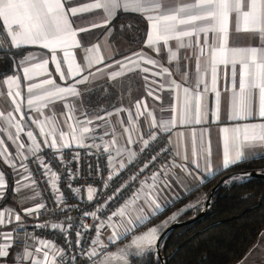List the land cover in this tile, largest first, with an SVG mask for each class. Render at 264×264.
<instances>
[{"label":"crops","instance_id":"0c3cea01","mask_svg":"<svg viewBox=\"0 0 264 264\" xmlns=\"http://www.w3.org/2000/svg\"><path fill=\"white\" fill-rule=\"evenodd\" d=\"M94 2L95 0H69V3L65 4V8L66 10L69 6L82 8ZM195 2L196 0H163V4L166 7H181ZM150 14L156 15L157 13L152 12ZM106 15L102 9H93L78 13L76 16H69L73 29L77 31L76 38L79 42L78 47L67 49L75 58L74 66L86 64L87 57L93 53L85 50L96 47H98L97 54L103 57V62L81 73V76L86 77L87 81L76 84L80 93L78 97H68L66 101H56L54 104L49 105L48 108L42 109L44 116H40L35 109L30 111L27 107L26 85L28 83L39 84L43 80L50 78L57 85L66 86L73 83V79H60V75L55 69V62L52 60L53 53L50 49H43L39 45H24L17 50L11 45L13 52H0V112L4 113L5 117L11 114L13 121L20 122L23 127V131L17 134L16 129L7 124L6 119H0V140L3 141V144H0V151L6 149L10 154L7 159L0 157V172L4 174L6 181V188L3 190L4 195L0 198V212H4L6 218L9 216L11 218V222H7L6 219L5 224L0 225V233H11L14 237L13 246L9 249V256L0 259V264H20L18 260L14 261V257L18 253H21L24 249L34 250L42 247L38 243L42 239H33L25 247H20L17 244L16 229L40 220L49 222L48 215L45 213L43 196L40 192L31 189L32 180L28 161L39 156L46 147L55 150L66 148L60 147L62 143L59 137L60 131H63L65 136L68 137L69 146L67 147L91 150L106 149L112 139L118 141L114 147H122L126 144L129 134H131L136 142L128 144L127 147L136 151L137 157L140 154L139 149L142 147L140 136L151 141L147 135L149 132L156 137L159 134L166 133L176 153L175 158L159 172L161 173V181L170 182V187L160 193V200H167L168 203L164 205L162 211L155 214L150 223L136 228V231L139 232L153 226H161L163 232L185 211L204 208L203 206H205L209 194L202 187L212 178L235 166L232 165L225 169L222 164L225 137L231 138L234 135L231 129L245 123L264 122L260 118H253L248 121H234L229 118L231 111L230 98L233 90L231 65H228L227 68L224 65L218 66L216 88L220 92L221 99L219 119L216 118L215 93L211 90V70L208 68L207 71H204L207 68L211 50L206 48L204 54L200 55L199 48L195 44V37L192 38L193 46L191 48H179L178 41L175 39L170 40L167 45L161 41L154 46H149L147 37L151 32V21L147 19L148 13H137L120 9L114 14V18L105 23L104 18ZM93 24L102 26L92 27ZM81 28H85L86 31H79ZM1 30L5 31L2 21H0ZM212 35L211 33L208 34L209 43L212 42ZM8 39L10 40L9 37ZM204 39L205 37L202 33L200 36L201 43H203ZM185 43H187V38H185ZM228 44L229 47L261 48L264 47V40L253 33L237 32L235 14H233L230 20ZM157 48L159 51L156 50ZM63 52L64 49L58 48L55 55L57 60L61 62V70L67 74L68 62L63 59ZM173 52L177 54L176 58H173ZM26 55L35 57L33 61L29 62L30 64L42 63L44 59L49 61L47 72L43 73L37 70L39 74H34L33 80L30 82L24 79L22 66L18 68L17 65V62ZM141 56L144 58L142 59ZM128 57L131 60L126 59ZM198 58L200 69L204 71V82L197 87L195 81L198 75L196 67ZM146 59L155 60L157 63H146ZM134 61H139L138 65L133 63ZM162 68H168L170 75L167 73L156 75V73L162 72ZM144 69H148V71H144ZM113 72H121L122 75L113 79ZM241 73L242 66L237 64L235 78L237 91L239 90ZM17 74L20 75L22 96L24 97L23 100L17 98V101L22 104L23 115H21V112L16 111L12 98L6 94L8 86L3 82L8 76ZM81 76L75 77V80H80ZM185 76H187L186 79ZM145 77H147L146 80ZM172 81L180 84L182 86L181 89L177 90ZM205 85L208 88L207 92L204 91ZM184 87L192 89L193 95L196 92L201 93L200 110L202 113L206 112V115L201 119L200 123H196L194 119L197 104L195 99L192 101V113L188 121L184 122L181 118L184 97L182 89ZM149 91L151 95H149ZM138 101L142 102V105L146 104L147 106L146 108L141 107V114L139 115H137L136 110ZM69 106H74V115L81 122H85L88 119L93 121L92 124L86 125L93 129L92 132L84 134L83 143L86 146H79L77 141L72 139L70 135L71 129H69V125L73 126L77 134H79L84 125H77L75 120L68 119V115H70ZM257 107L258 94L253 97L254 111ZM117 109L121 110L118 114ZM148 113H152V115L149 116ZM53 114L58 125L57 147L55 148L43 143L46 137L40 134L37 123H34L37 118L43 120L46 116ZM98 116L104 117V119H96ZM153 118H155L157 126L150 128L148 122ZM171 119H175L176 124L170 127L168 131L159 126L161 121ZM225 128L230 131L225 133ZM27 131L33 132L37 143L40 145L35 153H33V142L26 135ZM10 135L15 139H10ZM47 139L50 140L51 137L49 136ZM18 144H23L24 147L18 148ZM205 148L210 149V156L207 157V163L211 169L210 172L205 170V160L203 159ZM194 151L195 155L193 154ZM244 151L247 156V160L244 162L264 156V147L245 148ZM178 152L180 155H177ZM112 155L115 160L110 165L111 174L115 175L120 173L125 167L123 169L119 167L121 157L117 156L114 150ZM184 156H187L188 159L185 160ZM193 160H197L200 163L201 167L199 169L192 163ZM124 163L126 166L130 164L126 158ZM13 164L15 165L14 167L12 166ZM173 165L186 166L191 175L183 171L181 167H174ZM146 181L147 183L143 184L145 189L152 183L151 178ZM140 203L143 202L141 201ZM40 204H43L44 207L39 208ZM30 208L38 210L28 213L26 210ZM144 210L145 212L151 211V209L146 207ZM17 214L21 217L19 222L14 219ZM160 215L163 216L159 218ZM172 217L175 218L171 219ZM51 223L49 222V224ZM119 223H121V218L118 216H113L103 223L105 226L99 232L101 244L95 246L98 255L91 259L87 257L84 264H93L94 260L107 248L110 241L109 237L113 233L112 225H118ZM142 226L145 227L139 230ZM121 231L123 230L121 229ZM262 237H264V233L260 240H262ZM110 242L113 246L118 241ZM0 243H5V241L0 239ZM259 252L262 253L261 256L264 258V246L260 248ZM52 255H55L54 251H50V259ZM249 255L250 253L247 257ZM34 257L42 258L43 251L34 252ZM24 264H30V262L25 260ZM57 264H60L59 257H57Z\"/></svg>","mask_w":264,"mask_h":264},{"label":"snow or ice","instance_id":"6c2138e0","mask_svg":"<svg viewBox=\"0 0 264 264\" xmlns=\"http://www.w3.org/2000/svg\"><path fill=\"white\" fill-rule=\"evenodd\" d=\"M66 3H69V0H0V21H2L5 26L6 35L10 38L11 45L17 50L21 49L24 45H39L43 49H50L53 53L52 60L55 62V69L59 73L60 79L66 80L70 78L74 81L66 86L57 85L56 82L50 78L43 80L39 84L28 83L26 85L27 107L30 111L35 109L40 116H44L42 109L48 108L49 105L54 104L56 101H66L68 97H78L80 93L77 90L76 84L87 81V78L82 77L81 73L103 62V57L97 54L98 47H96L85 50L93 53L87 57L86 64L83 66H74L75 58L67 49L70 47H78L79 42L76 38L77 31L73 29L69 16H76L78 13L91 11L93 9H102L107 14L104 18V22L107 23L114 18V14L117 10L123 9L124 11L131 10L137 13H148L147 19L151 21V32L147 37L149 46H154L161 41L167 45L170 40L175 39L178 41L179 48H191L193 46L192 38L195 37V44L199 48L200 55L204 54L206 48L211 50L207 68L204 71H207L208 68L211 70V90L215 93V115L217 119H219L221 99L220 92L217 91L216 88L218 66L224 65L225 68H227L228 65H231L233 90L230 98L231 111L229 118L234 121H248L253 118L264 120V47H229L228 44L230 20L233 14H235L237 32L243 31L253 33L264 40V0H196L195 3L181 7H166L163 4V0H95L94 3L88 4L85 7L69 6L67 10L65 8ZM152 12H156L157 14L151 15L150 13ZM100 26L102 25H92V27ZM79 31L84 32L86 29L81 28ZM202 33L205 37L203 43L200 41ZM209 33L213 34L211 43H209L207 39ZM185 38H187V43H185ZM3 44L4 41L0 40V47H2ZM58 48L64 49L63 59L68 62L67 74L65 71L61 70V62L56 58L55 53ZM4 50L6 51L7 49ZM156 50L159 51L158 48ZM172 56L176 58L177 54L173 52ZM141 58L143 59L144 57L141 56ZM13 59L15 58L13 57ZM34 59V56L26 55L17 62L18 68L22 66L24 79L29 82L33 80L34 74H39L37 70L46 73L49 63L47 59H44L42 63L30 64L29 62ZM126 59L131 60L130 57ZM133 63L138 65L139 61H134ZM146 63L156 64L157 61L146 59ZM237 64L242 66L238 91L236 90L235 80ZM196 67L198 75L195 83L198 87L204 82V71L200 69L199 58L197 59ZM144 71H148V69H144ZM163 73L170 75L168 68H162V72L156 73V75H161ZM121 75V72H113L112 78L115 79ZM77 76H81V79L75 80ZM186 78L187 76H185V79ZM146 79L147 77H145V80ZM3 82L8 86L6 94L12 98L16 111L21 112V115H23L22 104L17 101V98H21V100L24 99L22 96L20 75L8 76ZM172 84L177 90H180L182 87L180 84H176L175 81H172ZM182 91L184 93L183 109L181 111L182 120L187 122L190 118L192 113V101L195 99L197 104L194 119L196 123H200L201 119L206 115V112L202 113L200 110L201 106L199 101L201 100V93L196 92L195 95H193V90L187 87H184ZM204 91H208L207 85H205ZM257 94L258 107L254 111L253 97ZM149 95H151L150 91ZM142 106L145 108L147 107L146 104L142 105L140 101L136 103L137 115L141 114L140 109ZM120 111V109H117V114ZM69 113L68 119L75 120L77 125H84L79 134H77V131L72 125H69L72 139L76 140L79 146H86L83 143L85 139L84 134L93 131V129H90L86 125L92 124L93 121L88 119L85 122H81L74 115V106H69ZM148 115L151 116L152 113H148ZM0 119H6L7 124L16 129L17 134L23 131L21 123L14 122L11 114L5 117L4 113L0 112ZM96 119H104V117L98 116ZM34 123H37L40 134L46 137L43 143L53 148L57 147L58 125L55 115L46 116L43 120L37 118ZM175 124L176 120L171 119L168 121H161L159 126L165 131H168L170 127L175 126ZM148 126L150 128L157 126L155 118L149 120ZM229 131L228 128L224 129L225 133ZM231 131L234 135L231 138L226 136L224 142L222 164L225 169L247 160L244 151L245 148H255L257 146L264 147V122L237 125L232 128ZM26 135L28 139L33 142V153H35L40 145L37 143L32 131H27ZM147 135L152 141L156 139V136L151 132ZM49 136L51 137L50 140L47 139ZM59 137L62 141L60 147L69 146L68 137L65 136L63 131L59 132ZM9 138L15 139L11 135ZM140 141L142 147L139 151L143 152L144 149L149 146L150 140L143 139V136H140ZM135 142L132 135L129 134L124 146L114 147L118 141L112 139L109 142V146L106 148L109 152V164L112 165L115 160V157L112 155L113 150L117 156L121 157L119 162V167L121 169L126 167L124 163L125 158L128 163L134 162L138 154L136 151L129 149L127 145ZM0 144H3L2 140H0ZM17 147L23 148L24 145L18 144ZM193 154H196L195 151ZM9 155L6 149L0 151V157L7 159ZM177 155H180V153L178 152ZM208 156H210V149L205 148L203 156L205 160V170L210 172L211 169L207 163ZM183 158L185 160L188 159L187 156ZM155 159L156 157L153 156L152 160ZM192 163L196 165L197 169L201 167L197 160H193ZM12 166L14 167L15 165L13 164ZM173 166L181 167L183 171L188 172L187 167L184 165ZM144 167L146 168L147 164H145ZM141 171H143V169H141ZM188 174L191 175V172H188ZM160 175L161 173L159 172L153 173L151 176L152 183L147 186V189L143 187V184H146L147 181L142 182V187L137 192L133 193L132 197L123 207L113 213V216L121 218V223L112 225L113 233L109 237L110 241H116L135 228L150 223L151 219L155 217V214L162 211L164 205H166L168 201H161L160 193L170 187V182L166 180L161 181ZM135 178V176L132 177V179ZM124 187H127V185H124ZM5 188V177L4 174L0 172V198L3 197V190ZM53 188H56L55 183L53 184ZM94 191L95 189L91 187L88 188L87 199L89 201L93 199L92 194ZM118 191H120V189H117V192ZM141 201L143 203H140ZM38 207L43 208L44 205L40 204ZM145 207L151 209V211L145 212ZM36 210L38 209L30 208L26 211L32 213ZM86 215L97 218L95 212L86 213ZM174 218L175 217H172L171 219ZM6 219L7 222H11L10 216L6 218L5 213L0 212V225L5 224ZM14 219L17 222L21 221L19 214L15 215ZM104 226V224L100 225V228L97 229L96 238L91 242L93 246L92 250L86 254L89 259L98 255L95 246L101 244L99 232ZM53 227L64 231L62 225H53ZM121 229L123 231H121ZM77 236L79 237L80 233H77ZM158 238L159 230L153 227L149 229L147 233L136 236L129 247H135L138 250L135 255H142L144 251L154 247ZM0 239L5 241V243H0V259H4L9 256V249L13 246L14 237L11 233H0ZM38 243L42 246L41 248L34 250L24 249L14 257V261L18 260L20 264H24L25 260H28L30 264H57V257H59L60 264H65L62 249L57 248L49 241L41 240L38 241ZM41 251H43V257L35 258L34 252ZM50 251L55 252V255H52L51 259L49 258ZM129 257L130 253L127 249H124L115 255L107 256L103 264H110L112 260H118L122 262V264H130ZM71 259L74 261L75 257Z\"/></svg>","mask_w":264,"mask_h":264},{"label":"built area","instance_id":"2783aa9c","mask_svg":"<svg viewBox=\"0 0 264 264\" xmlns=\"http://www.w3.org/2000/svg\"><path fill=\"white\" fill-rule=\"evenodd\" d=\"M0 40L4 41L0 52H13L3 30L0 31ZM153 156L155 160H152ZM175 156L168 135L162 133L150 141L134 162L120 173L112 175L109 153L104 148H44L39 156L28 161V167L31 189L43 196L45 213L52 223L40 220L18 227L17 244L25 247L33 239L48 240L63 250L65 264H84L100 225L123 207L133 193L140 189L142 182L151 178L153 173L162 171ZM133 176L136 178L132 179ZM89 187L95 189L91 201L87 199ZM117 189L120 191L117 192ZM93 212L97 218L86 215ZM53 225H62L64 231ZM77 233H80L79 237ZM72 257H75L74 261Z\"/></svg>","mask_w":264,"mask_h":264},{"label":"trees","instance_id":"16d2710c","mask_svg":"<svg viewBox=\"0 0 264 264\" xmlns=\"http://www.w3.org/2000/svg\"><path fill=\"white\" fill-rule=\"evenodd\" d=\"M250 171L264 172V156L229 168L202 189L209 194L224 176L239 177ZM202 210L189 209L174 222L192 219ZM263 233L264 178L243 177L223 183L215 192L208 212L200 219L170 232L162 244V253L168 264H238ZM131 261V264H161L154 250L134 255Z\"/></svg>","mask_w":264,"mask_h":264},{"label":"rangeland","instance_id":"374dc122","mask_svg":"<svg viewBox=\"0 0 264 264\" xmlns=\"http://www.w3.org/2000/svg\"><path fill=\"white\" fill-rule=\"evenodd\" d=\"M234 179H242L241 177H237V178H231L229 179V181L231 180H234ZM204 207V206H203ZM153 227H156L158 228L159 230V237L160 235L166 230H163L162 232V227L161 226H153ZM153 227H150V228H147L145 230H142V231H136V228L131 231V232H128L126 234V236H121L120 239H118L113 246L111 245V242L109 241L108 242V245H107V248L104 249L101 253V255L99 257H97L93 264H103V261L105 260V258L107 256H110V255H115L117 253H119L121 250H124V249H127L128 252L130 253V257H129V260H130V264L132 263L131 261V257L135 255V253L138 251L135 247H129V245H131L132 243V240L136 237V236H139L141 234H145L148 232L149 229L153 228ZM136 231V232H135ZM130 233V234H129ZM130 236V237H128ZM262 240H260L255 247L254 249L250 252V255L248 257H246L243 261H241L240 263L238 264H264V258H262L261 254L259 251H260V248L262 246H264V237L261 238ZM158 240V239H157ZM157 243V241H156ZM156 243L154 245L153 248L149 249V250H146L143 252L144 253H147L148 251L150 250H154L155 251V248H156ZM260 253V255H259ZM110 264H122V262L118 261V260H112L110 262Z\"/></svg>","mask_w":264,"mask_h":264},{"label":"water","instance_id":"95a60500","mask_svg":"<svg viewBox=\"0 0 264 264\" xmlns=\"http://www.w3.org/2000/svg\"><path fill=\"white\" fill-rule=\"evenodd\" d=\"M234 177H238L237 175H226L224 176L218 183L217 185L210 191L209 195H208V199L206 201V204L203 208V210L194 218L186 220V221H176L173 222L171 225H169L166 230L160 235V237L157 240L156 243V248H155V253L157 258L159 259L161 264H168V261L165 259L163 253H162V244L164 242V240L166 239V237L169 235L170 232H172L175 229H178L180 227L189 225L195 221H197L198 219H200L204 214H206L209 210V208L212 205V200L214 197L215 192L217 191V189L225 182H227L229 179L234 178ZM239 177H249V178H264V172L262 171H250V172H244L242 174H240Z\"/></svg>","mask_w":264,"mask_h":264}]
</instances>
